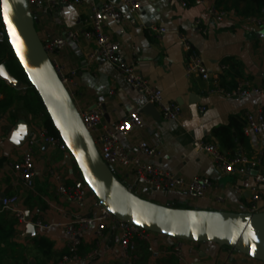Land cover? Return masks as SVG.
<instances>
[{
    "label": "crops",
    "instance_id": "0c3cea01",
    "mask_svg": "<svg viewBox=\"0 0 264 264\" xmlns=\"http://www.w3.org/2000/svg\"><path fill=\"white\" fill-rule=\"evenodd\" d=\"M59 1V0H51ZM116 0H95L100 5ZM183 0H141L138 15L124 13L125 21L117 26L107 21L105 33L122 45L126 59L138 58L139 74L163 92L165 103H176L182 108V116L176 122L165 121L158 108L157 117L144 109L147 100L136 93L125 81L118 69L109 63L91 60L94 42L84 39L85 21L92 17L88 4L75 7L63 6L51 14L38 11L40 38L47 41L77 31L80 40L70 43L57 52L53 59L67 75L75 73L68 88L78 110L101 106L103 123L112 125L138 112L144 128L122 138L124 147L135 152L142 143L157 149L159 156L144 158L143 162L160 167L186 181L194 177L208 178L213 183L205 199L194 200L179 191L153 192L144 186L149 200L173 207L243 213L248 197V188L253 184L254 172L246 177L221 174L209 156L197 149L198 141L219 140L214 131L228 126L232 118L245 125L246 114L264 112V95H251L245 99H227L209 94V86L199 76L186 74L188 55L183 51L178 35H185L195 51L201 56L207 71L220 75L222 84L234 87L238 79L250 81L254 86L264 82V25L255 27L243 21L244 16L231 11L223 23H217L207 15L209 8L216 7L218 0H204L201 4L182 5ZM201 20L202 27L196 21ZM145 27L165 28L167 33L157 39ZM200 29H206L204 34ZM229 69L221 72L222 66ZM202 108L206 110L201 111ZM0 127V197L17 196L19 208L32 222L41 221L47 228L34 224L21 225L11 213L3 212L0 205V264H54L67 254V237L64 226L83 219L93 220L99 213V202L93 194L82 202H74L57 193V185L49 176L56 170L63 175L67 187H87L75 162L68 163L70 154L45 144L39 138L43 128L41 118L29 114L23 102H17L6 115H2ZM23 121V122H21ZM23 123V124H21ZM27 137L24 144L14 140ZM246 137L245 144L236 142V147L227 155L254 156L264 147L260 137ZM34 142L35 186L26 188L13 170L20 162L28 144ZM127 184L139 190L132 168H118ZM242 190V193L237 191ZM215 195L222 199L216 201ZM190 205V206H187ZM35 228L29 237V227ZM44 244L41 246V243ZM175 240L155 235L154 251L139 244L134 260L122 256L119 250V231L115 225H107L102 238L97 235L96 223H91L81 238L79 263L73 264H179L172 254ZM97 252L94 258L89 255ZM118 255L114 260L112 255ZM186 264H261L235 250L215 244L186 242Z\"/></svg>",
    "mask_w": 264,
    "mask_h": 264
},
{
    "label": "built area",
    "instance_id": "2783aa9c",
    "mask_svg": "<svg viewBox=\"0 0 264 264\" xmlns=\"http://www.w3.org/2000/svg\"><path fill=\"white\" fill-rule=\"evenodd\" d=\"M32 14L38 17V11L43 14H51L63 6L75 7L77 5L88 4L91 6L92 17L85 21V31L83 37L86 40L93 41L94 47L90 54L91 60L102 61L114 65L124 77L126 83L139 95L143 96L148 104L154 105L161 112L165 121L176 122L182 116V108L176 103H165L163 92L153 87L148 80L142 77L138 72L139 62L135 55L126 59L122 55V45L105 33L107 21L120 26L125 21L124 13L130 16L138 15L141 10V0H116V2H105L96 4L95 0H28ZM198 1L196 4H201ZM186 7L188 4L182 2ZM230 12H225L216 7L209 8L207 15L217 23H223ZM243 21L251 26L262 27L264 25V10L258 17H245ZM197 27H202L201 20L196 21ZM150 34L157 39H162L167 33L165 28L156 26L145 27ZM206 34V29H200ZM80 34L77 31H67L64 35L43 41L44 49L50 56L57 74L62 83L67 87L72 82L75 73L67 75L53 56L64 49L70 43H77L80 40ZM183 51L187 53L186 74L190 76H199L203 82L209 86V94L221 95L227 99H245L251 95H264V82L261 86H254L250 81L238 79L234 87H227L222 84L220 75H214L207 71L201 56L195 51L189 39L182 34L178 35ZM9 42L6 29L0 17V46ZM229 69L227 65L222 66L221 72ZM72 95L71 91L69 90ZM73 97V95H72ZM206 109L202 108L204 112ZM81 118L91 133L94 142L99 150L102 160L114 172L118 168H132L136 183L142 184L153 192L179 191L182 194L194 200H203L207 194L213 190V183L208 178L194 177L186 181L181 177L175 176L169 171L162 170L160 167L143 162L144 158H155L159 156L157 149L147 143L138 146V151L129 150L123 146L121 139L129 136L133 131L144 128V122L138 112L130 114L118 123L107 125L103 123L104 111L101 106L88 109L81 113ZM243 132L245 136L256 135L264 142V114L258 112L256 115L247 113ZM3 124V117L0 116V127ZM39 138L48 146L69 153L65 143L59 138L49 134L42 128L39 132ZM197 149L211 158L217 170L227 176L246 177L254 172L253 184L248 188V197L244 212L246 214L264 213V147L258 149L254 156L248 157L243 154L227 155L221 147L215 142L198 141ZM34 142L28 144L23 153L20 162L13 165V170L18 175L23 185L32 189L35 186V158ZM70 154V153H69ZM49 176L57 185L59 196L65 197L74 202H82L87 195L92 194L88 187H67L64 183L63 175L56 170L49 171ZM129 185L130 190H136L137 186ZM242 193L240 188H237ZM215 199L221 202L222 199L215 195ZM100 213L93 219H83L69 223L64 226L67 237V254L54 264H73L79 263V249L81 247V238L89 228L91 223L97 225V235L102 238L107 225H115L119 231V250L123 257L128 260H134L139 244H144L149 252H153L152 241L157 234L151 233L132 224L119 221L110 215L100 204ZM1 209L3 212L11 213L17 222L21 225L34 224L37 227L47 228L41 221L32 222L26 217L25 213L19 208V198L17 196H8L2 200ZM186 242L175 240L172 248V254L178 260L179 264H186L184 247ZM97 252L89 255L92 259ZM114 260L119 257L112 255ZM106 264V263H101ZM264 264V263H261Z\"/></svg>",
    "mask_w": 264,
    "mask_h": 264
},
{
    "label": "water",
    "instance_id": "95a60500",
    "mask_svg": "<svg viewBox=\"0 0 264 264\" xmlns=\"http://www.w3.org/2000/svg\"><path fill=\"white\" fill-rule=\"evenodd\" d=\"M0 17L14 56L27 80L40 97L59 138L67 146L70 158L79 169L84 184L100 206L119 221L174 240L215 244L227 247L264 263V213L246 214L226 211L173 208L143 199L119 180L102 160L91 133L87 130L77 105L59 78L44 49L28 0H0ZM0 79L20 91L27 85L16 80L5 64H0ZM144 111L157 117L156 107ZM24 144L27 137L20 139ZM4 195L0 197V205ZM29 237L35 228L30 225Z\"/></svg>",
    "mask_w": 264,
    "mask_h": 264
},
{
    "label": "trees",
    "instance_id": "16d2710c",
    "mask_svg": "<svg viewBox=\"0 0 264 264\" xmlns=\"http://www.w3.org/2000/svg\"><path fill=\"white\" fill-rule=\"evenodd\" d=\"M183 1L188 5H194L198 1L204 0ZM216 8L225 12L237 11L244 17H258L264 10V0H218ZM0 64H5L10 74L16 80L27 85V89L23 93V91L9 86L5 81L0 79V116L8 114L17 102H23L24 108L29 114L41 118L42 127L50 135L59 137L40 97L28 82L26 74L14 56L9 42L4 46H0ZM243 128V122L237 118H232L230 125L220 127L214 131V135L219 140L223 152L233 151L236 147V142L245 144L246 137ZM43 244L44 242L41 243V246Z\"/></svg>",
    "mask_w": 264,
    "mask_h": 264
},
{
    "label": "rangeland",
    "instance_id": "374dc122",
    "mask_svg": "<svg viewBox=\"0 0 264 264\" xmlns=\"http://www.w3.org/2000/svg\"><path fill=\"white\" fill-rule=\"evenodd\" d=\"M36 30H37V33H38V35H39V37H40L41 30H40V26H39V24L36 25ZM41 40H42V39H41ZM22 91H23V93H25L24 90H22ZM21 122H23V121H21ZM21 124H23V123H21ZM115 174H116V176H117V178H118L119 180H121L122 182H125V180H124V176L122 175V173H121L118 169H116ZM144 189H145V188H144V185L139 184V190L136 192V194H137L138 196H140L141 198H143V199H147V200H149V196H148V194L146 193V191H145ZM187 206H190V205H187ZM193 208H194V209H197V208H199V207L194 206Z\"/></svg>",
    "mask_w": 264,
    "mask_h": 264
}]
</instances>
